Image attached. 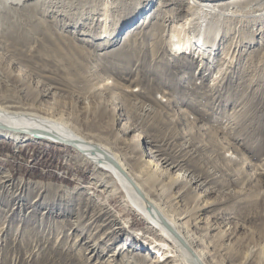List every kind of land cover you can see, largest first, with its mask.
Listing matches in <instances>:
<instances>
[{"label":"rangeland","instance_id":"obj_1","mask_svg":"<svg viewBox=\"0 0 264 264\" xmlns=\"http://www.w3.org/2000/svg\"><path fill=\"white\" fill-rule=\"evenodd\" d=\"M215 1L0 5V105L153 160L161 203L203 208L188 234L207 264H264V0ZM100 173L1 137L0 264H186Z\"/></svg>","mask_w":264,"mask_h":264},{"label":"bare ground","instance_id":"obj_2","mask_svg":"<svg viewBox=\"0 0 264 264\" xmlns=\"http://www.w3.org/2000/svg\"><path fill=\"white\" fill-rule=\"evenodd\" d=\"M25 1L28 0H0V5H20ZM252 1L254 0H217L214 4L229 9L237 2L250 4ZM260 1L255 0V3L258 4ZM175 44L177 49H181L178 43ZM204 54L202 49L199 55L203 57ZM1 137L15 142L28 140L31 137L40 138L61 142L71 147L83 161L101 170V175L108 174L105 177H108L106 182L111 187L109 192L114 195L124 192L127 205L136 210L161 234L170 238L173 249L179 251L186 264H207L203 254L193 246L195 243L193 234H188L194 226L193 220L199 217V212L203 208L196 207L192 212L189 210L179 214L172 212V209L169 210L168 203H161L158 193L160 189L152 185L156 177L155 169L159 168L153 160L142 158L141 162L138 160L135 163L132 160L130 163L123 160L114 149L91 136H84L74 131L65 121L32 112L27 107L14 106L9 109L0 105ZM189 187L187 184L184 190H188ZM175 199H177L174 201L176 203L180 201L178 198ZM168 252V250L163 251L157 258H151L147 262L149 264L158 260L164 262L168 258Z\"/></svg>","mask_w":264,"mask_h":264},{"label":"trees","instance_id":"obj_3","mask_svg":"<svg viewBox=\"0 0 264 264\" xmlns=\"http://www.w3.org/2000/svg\"><path fill=\"white\" fill-rule=\"evenodd\" d=\"M52 177H54V176H52ZM54 178H56V177H54ZM57 179V178H56Z\"/></svg>","mask_w":264,"mask_h":264}]
</instances>
